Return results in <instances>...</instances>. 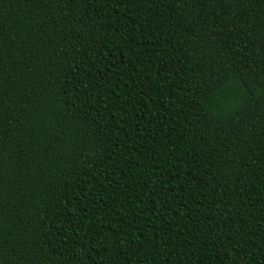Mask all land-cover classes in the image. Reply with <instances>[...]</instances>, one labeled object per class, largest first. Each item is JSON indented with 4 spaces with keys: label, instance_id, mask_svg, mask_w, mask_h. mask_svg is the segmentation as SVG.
Instances as JSON below:
<instances>
[{
    "label": "trees",
    "instance_id": "1",
    "mask_svg": "<svg viewBox=\"0 0 264 264\" xmlns=\"http://www.w3.org/2000/svg\"><path fill=\"white\" fill-rule=\"evenodd\" d=\"M0 264H264V0H0Z\"/></svg>",
    "mask_w": 264,
    "mask_h": 264
}]
</instances>
